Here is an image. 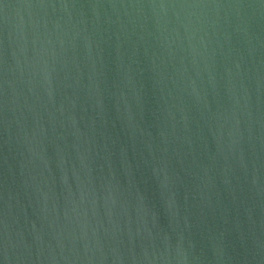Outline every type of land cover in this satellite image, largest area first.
<instances>
[{
  "label": "water",
  "instance_id": "water-1",
  "mask_svg": "<svg viewBox=\"0 0 264 264\" xmlns=\"http://www.w3.org/2000/svg\"><path fill=\"white\" fill-rule=\"evenodd\" d=\"M0 264H264V0H0Z\"/></svg>",
  "mask_w": 264,
  "mask_h": 264
}]
</instances>
